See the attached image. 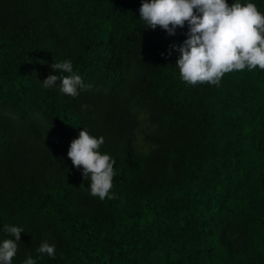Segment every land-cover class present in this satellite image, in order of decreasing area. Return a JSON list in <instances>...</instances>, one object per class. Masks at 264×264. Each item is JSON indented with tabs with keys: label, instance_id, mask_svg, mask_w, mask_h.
<instances>
[{
	"label": "trees",
	"instance_id": "16d2710c",
	"mask_svg": "<svg viewBox=\"0 0 264 264\" xmlns=\"http://www.w3.org/2000/svg\"><path fill=\"white\" fill-rule=\"evenodd\" d=\"M140 6L0 0V243L24 229L12 264H264V70L187 84L167 55L187 24L147 28ZM61 60L91 89L42 87ZM83 129L115 160L114 199L67 156Z\"/></svg>",
	"mask_w": 264,
	"mask_h": 264
},
{
	"label": "clouds",
	"instance_id": "9594fccd",
	"mask_svg": "<svg viewBox=\"0 0 264 264\" xmlns=\"http://www.w3.org/2000/svg\"><path fill=\"white\" fill-rule=\"evenodd\" d=\"M139 13L147 28L159 27L170 36L187 24V38L179 45L170 44L167 55L171 56L173 50L179 53L176 67L182 81L189 85L218 86L226 73L257 67L264 70V14L252 2L234 0L229 5L227 0H141ZM50 67L59 75L49 74L42 87L53 88L59 81L60 91L69 97H76L78 90L91 89V84L85 85L73 72L71 60L54 61ZM103 143V136L96 138L83 129L67 152L72 165L82 168L83 179L90 180V194L100 200L115 198V193L110 194L115 160L99 151ZM3 231L14 239L0 243V264H12L24 229L5 225ZM36 251L55 257V245L47 240ZM22 264L36 261L29 254Z\"/></svg>",
	"mask_w": 264,
	"mask_h": 264
},
{
	"label": "rangeland",
	"instance_id": "374dc122",
	"mask_svg": "<svg viewBox=\"0 0 264 264\" xmlns=\"http://www.w3.org/2000/svg\"><path fill=\"white\" fill-rule=\"evenodd\" d=\"M138 138H139V140L141 139L139 135H138Z\"/></svg>",
	"mask_w": 264,
	"mask_h": 264
}]
</instances>
